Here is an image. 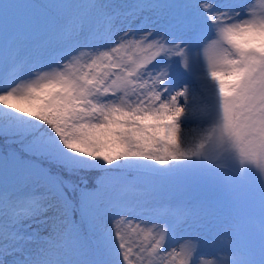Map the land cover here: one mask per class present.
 Instances as JSON below:
<instances>
[{"label":"snow or ice","instance_id":"snow-or-ice-1","mask_svg":"<svg viewBox=\"0 0 264 264\" xmlns=\"http://www.w3.org/2000/svg\"><path fill=\"white\" fill-rule=\"evenodd\" d=\"M251 7H0V264H162L184 232L193 234L180 237L181 264H209L201 257L213 254V264H264V18H245ZM221 37L230 48L205 69L202 51ZM253 169L261 183L252 227L236 226L226 251L208 249L214 210L156 217L148 198ZM216 197L227 208V193Z\"/></svg>","mask_w":264,"mask_h":264},{"label":"rangeland","instance_id":"rangeland-1","mask_svg":"<svg viewBox=\"0 0 264 264\" xmlns=\"http://www.w3.org/2000/svg\"><path fill=\"white\" fill-rule=\"evenodd\" d=\"M7 2V0H0V7ZM24 2V0H19ZM253 5L251 8H246L245 18H264V0H250ZM230 48L227 40L221 37V44L215 48H207L202 51L201 59L203 67L206 69L210 59L218 55L224 50ZM198 86V85H197ZM201 91H203L201 89ZM200 92H197L194 97V104L198 112V116H205L207 114V106L200 103ZM208 128V125L204 126ZM197 134H202L197 128ZM260 177L253 169L248 171L242 177L235 173L217 172L215 181L210 188L201 191H193L178 186H173L172 191L166 189L157 194L149 195L151 207L154 210L156 217H167L174 219L177 217H189L193 214L202 216L210 210H214L212 222L215 224L214 240L208 246L210 251L215 252L216 249L229 248V238L234 232L236 226L242 228H250L251 219L253 216V204L259 199ZM218 192L227 193V208H224L223 202L218 201L216 194ZM192 232H184L177 234L178 243H173L176 248V253L169 256L167 260L162 261V264H181L185 260V256L180 251V245L186 241L180 239L181 235H192ZM221 255L224 252L220 253ZM54 257H49L52 259ZM160 258H157L159 261ZM213 264L216 260V255H209L201 257Z\"/></svg>","mask_w":264,"mask_h":264},{"label":"trees","instance_id":"trees-1","mask_svg":"<svg viewBox=\"0 0 264 264\" xmlns=\"http://www.w3.org/2000/svg\"><path fill=\"white\" fill-rule=\"evenodd\" d=\"M243 175H245V173Z\"/></svg>","mask_w":264,"mask_h":264}]
</instances>
